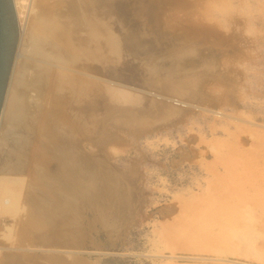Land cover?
<instances>
[{"label": "rangeland", "instance_id": "obj_1", "mask_svg": "<svg viewBox=\"0 0 264 264\" xmlns=\"http://www.w3.org/2000/svg\"><path fill=\"white\" fill-rule=\"evenodd\" d=\"M113 2L112 17L106 16L104 21L116 34L134 33L143 42L110 67L122 70L123 77L136 78L135 82L147 91L159 85L144 84L149 70V76L163 70L159 76L167 79L159 77L162 81L179 80L162 93L176 111L153 129L118 130L116 138L106 140L99 148L95 144L98 138L85 141L84 155L89 163L86 178H91L89 170H113L128 189L125 205L115 200L104 211L99 207L101 197L83 193L66 198L64 214L53 206L52 197L45 196L53 225L31 227L27 224L32 206L26 187L33 181L22 173L26 177L17 214L0 220V264H263L264 260L248 255L246 246H241L242 250L240 244L234 245L232 254L233 242L239 240L229 237V232L235 235L253 227L249 230L254 236L253 247L264 244V0ZM10 13L17 35L12 73L25 57L20 54L28 52V43H21L13 0H0V35H6V42L7 35L12 34L7 22ZM143 49H149L150 59H144L148 56L141 54ZM137 59L145 63L146 70ZM151 65L158 68L157 73ZM107 69L111 70L109 66ZM35 101L42 102L38 97ZM3 104L0 139H6L1 149L5 160L13 141L20 137L7 133L1 136L6 130ZM36 109L35 113L31 109L33 127L26 128L24 134L28 142L23 153L26 163L33 162L31 170L36 169L34 164L42 148L44 133L40 128L48 119L44 120L47 108ZM88 113L94 116L95 110ZM96 114L93 118L100 121L106 113L100 108ZM105 124L112 126L110 122ZM110 130L117 131L113 127ZM19 134L23 137V132ZM242 209L250 219L240 215ZM246 220L253 222L248 224ZM245 221L250 228L243 225ZM223 233L228 241L233 239L225 241L227 247L232 244L231 249L216 251L204 238L222 237Z\"/></svg>", "mask_w": 264, "mask_h": 264}, {"label": "bare ground", "instance_id": "obj_2", "mask_svg": "<svg viewBox=\"0 0 264 264\" xmlns=\"http://www.w3.org/2000/svg\"><path fill=\"white\" fill-rule=\"evenodd\" d=\"M13 1L21 43L23 45L28 43L26 44L28 52L25 55L20 54L21 57L25 56L21 65L12 73L10 70L7 91L3 100L2 116L6 130L2 131L1 136H5L6 133L18 134L20 138L13 141L11 149L5 155V160H2L1 149L3 145H6V139H0V147L2 146L0 148V220L6 215L17 214L18 199H20L22 188L24 189V178L26 177L22 174L24 172L33 181L26 187V196L32 206V214L29 215L31 219L27 222L30 226L53 225L49 215L50 205L47 204L45 196L52 197L54 199L53 206L61 208L64 214L67 206L66 198L69 199L77 194L83 195V193L101 197L99 207L104 211L107 204L115 200L125 205L129 196L128 189L123 181H119L113 170L105 167L101 170L96 169L95 172L89 170L91 178H86L89 163L88 157L84 155L85 141L89 138H98L95 140V144L99 148L106 140L116 138L118 130L145 131L157 127L158 123H164L176 110L171 106L169 100H164L163 90H167L171 85L176 86L179 84V80L173 79L175 82L162 81L159 79V75H162L163 70H161V74L158 72L159 75L149 76L148 72L151 70L148 69L147 75L144 76V84L152 86L157 82L155 84L159 85H156L157 88L152 87V90L147 91L135 82L136 78L129 79L125 74L123 77L122 70L118 67H110L111 64L113 66L119 64V59L125 58L123 55L126 53L135 52L136 47L143 42V39L138 35H133L134 33H130V35L116 34L111 25L107 23L108 21H104L106 16L108 17L114 12L113 7L116 4L113 0ZM110 17L112 16H109V19ZM119 25L121 26V24ZM171 50L169 51L171 52ZM141 54L150 56L151 52L149 49H143ZM149 56L144 59L148 60ZM152 56L154 57V55ZM160 57L158 56V58ZM154 59L157 61V58ZM166 59L168 60V58ZM159 63L162 64L161 60ZM142 64L145 66V63ZM153 64L157 65V62ZM146 65L149 66L148 62ZM108 66L112 75L104 73L105 71L110 72L107 69ZM155 68L157 67L152 69L153 72L155 71L154 74L158 71V68ZM164 78L163 80H165ZM149 89L151 88L149 87ZM33 92L35 93L33 94ZM36 97L41 99L40 104L35 101ZM39 106H43V109L47 108L48 112L45 113L44 120L48 117V122L46 121V124L40 128L44 133L41 135L42 148L34 164L36 169L31 170L30 164L33 162L26 163V154L23 153L28 142L24 134H26V128L33 127L30 124L33 119L31 109H35V113ZM100 108L106 114L102 115L103 118H99L100 121H98L93 117L98 116L96 113ZM90 109L95 110L94 116L88 113ZM106 122H110L109 125L112 126H108L105 124ZM110 127H113V130L116 128L117 131H111ZM19 132H23V137ZM95 132H98L99 135L92 137ZM89 181L97 183H89ZM126 183L128 184L127 180ZM90 185L92 189L88 188ZM41 195L42 197H39ZM247 208L248 206H246V210ZM244 210L239 214L245 215ZM251 211L247 212L250 214ZM242 216H240V220ZM246 216L249 219L251 217L245 215L244 218ZM240 220L238 221L240 222ZM248 224L243 225L250 228ZM243 225L240 227L242 229L244 227L245 230L246 227ZM49 226L51 227V225ZM237 227L236 229H238ZM37 229L39 228L37 227ZM249 230H247L248 232H237L235 235L233 233L231 235V232L227 230L230 234L229 237L235 236L239 240V242L236 240L238 243L233 242L232 249L230 248L232 244H227L228 247L225 244V241L229 243L233 240L230 238L228 241L226 236L224 237L226 232L222 234V237L204 238L208 241L206 243L214 247L216 251L225 250L226 247L232 251L236 248L235 244L236 246L240 244L239 247L242 250L244 247L241 246H246L244 249H246V253H249L248 255L255 256L258 260H264V244L257 248L253 247L254 242L251 239L254 236L250 235L251 230ZM254 230L253 234L255 235L257 232L255 227ZM191 239H194L193 235ZM207 244L206 246H208ZM255 245H257L256 241ZM231 253L234 254V251Z\"/></svg>", "mask_w": 264, "mask_h": 264}, {"label": "water", "instance_id": "obj_3", "mask_svg": "<svg viewBox=\"0 0 264 264\" xmlns=\"http://www.w3.org/2000/svg\"><path fill=\"white\" fill-rule=\"evenodd\" d=\"M10 3V0H7ZM10 6V4H9ZM10 10H12L10 6ZM10 20L7 22L11 25L12 34L7 35L6 42L5 36L0 35L3 39L0 38V109L4 100V94L7 87L8 75L10 72V67L12 65V57L15 50L16 43V32H15V20L13 13H10Z\"/></svg>", "mask_w": 264, "mask_h": 264}]
</instances>
